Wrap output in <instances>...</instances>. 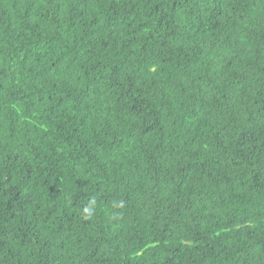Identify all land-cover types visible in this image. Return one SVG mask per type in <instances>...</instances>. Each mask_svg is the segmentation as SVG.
<instances>
[{"label": "trees", "instance_id": "trees-1", "mask_svg": "<svg viewBox=\"0 0 264 264\" xmlns=\"http://www.w3.org/2000/svg\"><path fill=\"white\" fill-rule=\"evenodd\" d=\"M0 264H264V0H0Z\"/></svg>", "mask_w": 264, "mask_h": 264}]
</instances>
